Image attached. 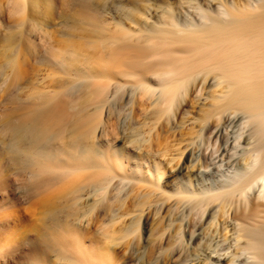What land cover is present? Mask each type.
Returning a JSON list of instances; mask_svg holds the SVG:
<instances>
[{"label": "bare ground", "instance_id": "6f19581e", "mask_svg": "<svg viewBox=\"0 0 264 264\" xmlns=\"http://www.w3.org/2000/svg\"><path fill=\"white\" fill-rule=\"evenodd\" d=\"M125 1L72 0L57 62L76 78L4 121L25 195L45 203L37 235L70 249L68 264H109L107 243L84 244L93 212L128 253L151 212L150 255L264 264V0ZM173 208L179 227L167 229Z\"/></svg>", "mask_w": 264, "mask_h": 264}, {"label": "rangeland", "instance_id": "374dc122", "mask_svg": "<svg viewBox=\"0 0 264 264\" xmlns=\"http://www.w3.org/2000/svg\"><path fill=\"white\" fill-rule=\"evenodd\" d=\"M16 1L0 0V264H68L70 251H67L70 249L67 250L63 244L58 245L59 243L55 242L56 238H53L50 233H47L50 235L48 241H46L48 236L44 234L45 241L44 237H42L43 239L39 237L42 235L40 233L43 232L42 230L39 231L40 222H38V217L40 211L45 208L43 207L45 201H41L43 204H36L27 199L25 194L28 193V189H24L25 183L22 182H26L29 177L23 173L24 165L14 161V155L10 150V139L4 128V121L15 110H17L15 113L20 116V112L25 111L23 113H26V110L29 111L30 107H36L39 102L38 95L60 90L62 82L76 78L74 76L70 77V75L60 70L57 62L60 52L66 48L67 42L72 38L67 33L69 27L63 22L61 15L73 12V2L72 0H22L23 4L25 3L24 8L22 11H18L15 9ZM124 3H126L125 0H99L98 5L103 9H116L128 5ZM182 14L184 20L185 12ZM11 34L16 35V40L13 49L9 50L7 38ZM69 37L71 38L69 39ZM10 59L13 60L10 61ZM64 75L67 76V79ZM194 99L185 106L186 109L191 111L190 114H186L187 118L197 113L201 106V103H197L195 97ZM128 106H126L127 110L124 112L126 116H130ZM14 114L11 116H14ZM190 122L191 120L188 121V125ZM128 131L126 130L125 133ZM210 138L209 134H203L202 144L207 146ZM125 142L124 139L118 144L123 145ZM164 144L165 142L162 141V145ZM209 150L210 146L207 153ZM132 165H134L133 162ZM172 179V177L165 178L163 185L167 190H171L170 183L174 182ZM44 190L46 191V189ZM41 191V194H45L44 191ZM176 211L174 209L171 215L167 212L162 214L165 217L167 216L169 220V217L172 216L173 218ZM95 213L94 211L92 214L93 221L87 228L88 232H86L87 236L84 238V244L107 243L106 245L112 248L109 252L107 251L110 259H108L109 264H173L165 254H149V243H152L157 235L153 231L155 217L151 212L144 225L145 230L141 224L137 226V242L134 243V248L129 253L125 245L118 248V245L115 246L109 243L110 240L102 235L100 229V221L102 220L99 219L105 217L99 216V218ZM172 218L170 220L172 223L168 220V222L165 221V226L167 223L171 224L166 227L167 229H173L175 225L177 227L180 223L179 220H172ZM84 223L82 220L81 226L83 229H85L83 227ZM140 223L142 222L140 221ZM36 230L40 232H38V235ZM167 240L174 241L175 237H170ZM180 241L182 242V237ZM181 242H179L180 245ZM163 244L164 242L160 246L165 247L166 244ZM62 249H66V254Z\"/></svg>", "mask_w": 264, "mask_h": 264}]
</instances>
